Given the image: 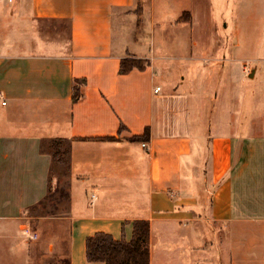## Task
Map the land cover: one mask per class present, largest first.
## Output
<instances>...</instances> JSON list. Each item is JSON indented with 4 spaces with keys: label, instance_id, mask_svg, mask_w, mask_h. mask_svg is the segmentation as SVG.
<instances>
[{
    "label": "crops",
    "instance_id": "1",
    "mask_svg": "<svg viewBox=\"0 0 264 264\" xmlns=\"http://www.w3.org/2000/svg\"><path fill=\"white\" fill-rule=\"evenodd\" d=\"M212 3L0 0V264H105L87 238L137 221L150 264H264V0H234L226 33Z\"/></svg>",
    "mask_w": 264,
    "mask_h": 264
},
{
    "label": "trees",
    "instance_id": "2",
    "mask_svg": "<svg viewBox=\"0 0 264 264\" xmlns=\"http://www.w3.org/2000/svg\"><path fill=\"white\" fill-rule=\"evenodd\" d=\"M144 61L136 59H123L120 73L128 74L134 69L143 70ZM75 90V97H78ZM75 98V100L77 99ZM150 135L146 129L142 137H134L133 141H146ZM59 151L55 149L54 158L61 161ZM66 163L65 161H63ZM68 164V163H66ZM150 225L147 221H137L134 224V233L131 241H116L112 235L103 232L96 233L87 238V260L89 262H103L105 264H150L149 251ZM68 264L67 262H65Z\"/></svg>",
    "mask_w": 264,
    "mask_h": 264
},
{
    "label": "rangeland",
    "instance_id": "3",
    "mask_svg": "<svg viewBox=\"0 0 264 264\" xmlns=\"http://www.w3.org/2000/svg\"><path fill=\"white\" fill-rule=\"evenodd\" d=\"M245 7L247 8V10L245 11V15L247 14L248 10H249V5L248 3H246ZM235 9V4H234V0H224L223 3H217L215 0H213V3H212V20L216 23L219 24V26H221L222 28V25H223V32H230L231 30V16H232V12L233 10ZM226 27V29H225ZM264 38V37H263ZM245 57L251 59V50L247 49L245 51ZM247 65V71H251V69L254 67V66H258L257 63H254V65H251V62L249 63H246ZM182 69L181 68H176L174 69V78L176 80L179 79V76L183 75L182 73ZM245 91H244V99L245 100H249L250 97H251V106L253 105V101H252V91L253 90H259L261 88V94H262V86H263V81H262V78L260 77V75L258 74L256 79L255 80H250L249 78V74L248 72L245 73ZM238 77H239V73L236 72V75H235V79H237L238 81ZM159 84L161 86L164 87V82L162 80L159 81ZM210 88H211V94L213 96H215V91L216 89L214 88V84H216V80H213V81H209L208 82ZM192 87H194L192 85ZM251 91V96H249V92ZM248 106L247 105H244V110H247ZM47 150H49L51 153H52V150L54 151V149L52 147H49L47 148ZM66 164V163H65ZM67 164L66 165H63L62 166V169H63V172L65 173V171H67ZM124 182V181H123ZM126 187L129 191H137V186L135 185V183L131 180H127L126 181ZM58 185H53V187H56ZM65 189V188H63ZM146 190V183L143 182V181H140V188H139V191H141L140 195L142 196L144 194V191ZM51 194L49 195V199L47 198V200L45 202H43V204H46V207L44 208V210H39L38 212L39 213H42L43 211H47V212H50L49 210L52 209V206H55L57 205V203L59 202V199L61 197V192L59 191H56V194L55 193V190L51 191L50 192ZM97 196L100 194L98 192H94ZM88 196L89 198L93 196V194L91 192L88 193ZM132 197H135L132 196ZM131 197V198H132ZM91 205V204H90ZM58 264H66L64 261L61 262V263H58Z\"/></svg>",
    "mask_w": 264,
    "mask_h": 264
},
{
    "label": "built area",
    "instance_id": "4",
    "mask_svg": "<svg viewBox=\"0 0 264 264\" xmlns=\"http://www.w3.org/2000/svg\"><path fill=\"white\" fill-rule=\"evenodd\" d=\"M160 90H161L160 87H156L155 92L158 93ZM0 101L2 102L3 105H6V101L4 100V97L2 96L1 93H0ZM143 146H146V144H143ZM95 199H96V196L93 195L92 203L95 201ZM23 231H24V234L32 241L38 238L37 233L34 232L33 229H31L30 227L25 228Z\"/></svg>",
    "mask_w": 264,
    "mask_h": 264
}]
</instances>
